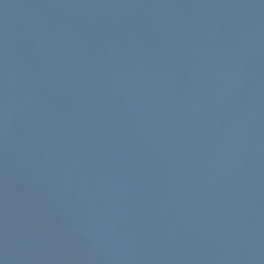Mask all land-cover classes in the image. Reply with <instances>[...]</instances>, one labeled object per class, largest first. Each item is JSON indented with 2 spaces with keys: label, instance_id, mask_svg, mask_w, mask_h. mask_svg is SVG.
I'll use <instances>...</instances> for the list:
<instances>
[{
  "label": "water",
  "instance_id": "95a60500",
  "mask_svg": "<svg viewBox=\"0 0 264 264\" xmlns=\"http://www.w3.org/2000/svg\"><path fill=\"white\" fill-rule=\"evenodd\" d=\"M0 264H264V0H0Z\"/></svg>",
  "mask_w": 264,
  "mask_h": 264
}]
</instances>
